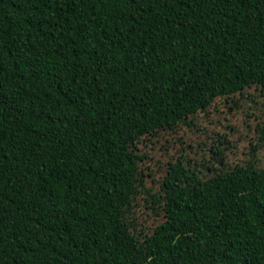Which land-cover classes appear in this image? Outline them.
Returning <instances> with one entry per match:
<instances>
[{
	"label": "trees",
	"instance_id": "1",
	"mask_svg": "<svg viewBox=\"0 0 264 264\" xmlns=\"http://www.w3.org/2000/svg\"><path fill=\"white\" fill-rule=\"evenodd\" d=\"M251 87L264 0H0V264H264V117L219 227L156 250L134 210L138 143Z\"/></svg>",
	"mask_w": 264,
	"mask_h": 264
},
{
	"label": "rangeland",
	"instance_id": "2",
	"mask_svg": "<svg viewBox=\"0 0 264 264\" xmlns=\"http://www.w3.org/2000/svg\"><path fill=\"white\" fill-rule=\"evenodd\" d=\"M258 94L251 87L244 94L218 97L194 116L191 125L180 123L138 143L145 155L141 165L145 179L162 199L161 205L152 208L141 196L134 209L139 230L143 229L153 248L178 244L182 234L201 235L209 231L208 222L217 227L220 214H216L238 200V185L223 178L250 158L257 118L264 117V99ZM228 140L233 148H226ZM258 156L259 181L252 192L257 203L264 205V143ZM251 210L244 203L240 214L252 217Z\"/></svg>",
	"mask_w": 264,
	"mask_h": 264
}]
</instances>
